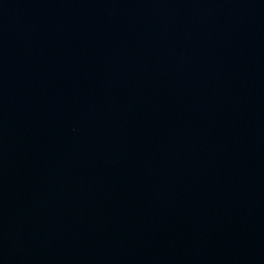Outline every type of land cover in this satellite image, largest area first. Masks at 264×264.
Instances as JSON below:
<instances>
[{
    "label": "water",
    "instance_id": "95a60500",
    "mask_svg": "<svg viewBox=\"0 0 264 264\" xmlns=\"http://www.w3.org/2000/svg\"><path fill=\"white\" fill-rule=\"evenodd\" d=\"M0 264H264V0H0Z\"/></svg>",
    "mask_w": 264,
    "mask_h": 264
}]
</instances>
